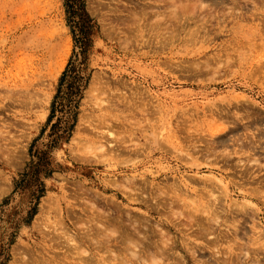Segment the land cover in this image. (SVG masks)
I'll list each match as a JSON object with an SVG mask.
<instances>
[{
	"label": "rangeland",
	"instance_id": "obj_1",
	"mask_svg": "<svg viewBox=\"0 0 264 264\" xmlns=\"http://www.w3.org/2000/svg\"><path fill=\"white\" fill-rule=\"evenodd\" d=\"M64 3L0 0V264L77 261L84 225L97 211L140 220L124 214V199L155 202L143 192L148 183L171 190L222 177L234 200L242 201L241 190L264 195V0H83L93 24L85 48L75 43ZM218 125L234 128L224 147L211 141ZM177 141L193 158L178 153ZM241 142L262 148L252 155ZM159 198L176 213L159 207L150 215L152 239L163 246L159 235L167 238L174 255L199 245V262L230 253L238 264L240 243L264 235L258 201L243 239L226 224L194 240L202 216L171 193ZM261 237L245 243L250 255L240 264H251L253 248L261 254Z\"/></svg>",
	"mask_w": 264,
	"mask_h": 264
},
{
	"label": "bare ground",
	"instance_id": "obj_2",
	"mask_svg": "<svg viewBox=\"0 0 264 264\" xmlns=\"http://www.w3.org/2000/svg\"><path fill=\"white\" fill-rule=\"evenodd\" d=\"M143 107H144V105L141 106L139 108L140 110L138 109V111H141V109L142 110L143 109L145 110V108H143ZM145 112H146V110H145ZM234 125H236V124H234ZM218 126H220V125H218ZM248 127L246 126V129H248ZM215 128L216 129H214V131H212V130L209 131L210 132L211 141L213 143L215 142L217 144V146H220V147L223 146L224 147L226 145L225 144L226 141L224 140L225 134L226 133L228 134L229 132L230 133L233 132L234 128L232 129L230 127H226L225 125H223V127L220 126L219 128L218 127H215ZM262 132H264V131H262ZM108 135L111 137L112 134L109 133ZM179 144H180V142H178L177 147H176L178 149L177 150L178 153L181 152V151H183V153L185 154V155H182V152H181V155L183 157L184 156L185 157L186 156H190L191 157L190 152H188L187 149L183 148ZM252 144L253 143H251V145ZM254 144L252 146H250V143H248V144L245 143L244 144V143L241 142V144H239L240 147L238 149L240 151H242L245 148H246V151L248 150L247 148H250V150L253 149L252 155H255V153L257 152V150H259L262 147H260L261 145L259 146V144L257 143V145L260 148L256 149L257 148L256 147L257 145L256 144L254 145ZM233 152L234 151H232V153ZM236 153L238 154V151ZM241 153H243V152H241ZM114 155H115V153H114ZM249 155H250V153H249ZM252 155H251V157H252ZM93 156H95V155H93ZM191 158H193V157H191ZM187 159H189V158L187 157ZM258 159H260V158L254 159V156L252 158V160L257 161V162L259 161ZM245 161L248 162L249 160L246 158ZM242 163H244V162H242ZM244 164H246V162ZM241 167H243V169H244L243 172L244 173H249L247 166L244 165V166H241ZM197 176L199 177L200 175H197ZM205 176L206 175H204V177ZM208 177L207 178H204L202 180L201 179L200 180L197 179V183H198L197 185L194 184V183H191V181L194 182V180L190 179L191 181L189 180L190 181L189 184H187L185 182H182L183 183L182 185L175 186L171 190L170 189L165 190L163 187H155L154 189H152L151 183H148V185L146 187H143V192H146L147 193V190L149 189L148 190V197L150 195H152V197H155V198H152V199H155L154 201L156 203L155 202L149 203V202H146V200L141 201V200H138V198H136V197L130 199V198H128L126 196V198L124 199L125 201H127L126 202V205H125L126 207L127 206H129V207L130 206H134V207H137V208H145V211H144L145 214H143L141 212L143 214V216H142V214H139V212H137V211L134 212V210H132V209H134V207H132V209L128 207V209H127L128 211L125 210V208H124V210H125V212L123 211L124 214H126L129 217L130 214L133 213V215L138 216L139 219L141 218V219L145 220L144 223L143 222H140L141 219L140 220H137L138 219L137 217L135 218L136 219L135 222H133V221L132 222H128V220L130 219L131 216L129 218L127 216L125 217V218H128L127 221H125V220H118L119 218L121 219V217H119L118 215H117L118 217L116 216V217L110 218L109 217V213L107 214V212H105V214H107V215H105V214H103V211H100V212L97 211L98 213H96L95 216L93 218H91L93 216V214L91 213L92 211H91L88 216L91 215V217H89V218H91L90 219V222L91 221L92 222L90 224L84 225V226H86V233L84 234V236L85 235L87 236V234L90 232L88 234V237H89V235L91 236V237H89L90 240H89V238L85 239L84 236H83V238L80 237L82 239L79 240L80 241V244L82 246L83 245H86L89 250L87 248H85L86 246L85 247L84 246L83 247L81 246L84 249H79L80 245L77 242L78 240L75 239L76 242L74 243V237L68 238V239H70L69 241H71V242H73L75 244V245L73 244L74 247H76L77 244L79 245L78 246V249L80 251H78L79 256L76 257L75 255H73L74 254V251H72L73 250L72 248H74V247H71L72 250L69 248L71 250V251L70 250L69 251L71 253H73V254H70V255H73L72 257L70 255L69 256L71 258H73L75 256L76 259H77V261L74 262V261H68L67 260L68 262L66 261L65 264H105V263H108V264H154L155 262H157V264H187V262L191 261V259L193 261V264H195V263L196 264H231L233 259H232V255L230 253L227 256H225L228 259L227 258L224 259L223 256H222L223 259H220V258L216 257V255H214V254L212 255L211 254L206 259H204L203 261H200L199 262L198 259H196V256H198V255L199 256H204L202 254V253H204V250L203 249H202L203 252L202 251L201 252L199 251V253H197L198 251L196 249L198 248L199 245L198 246L196 245L197 248L196 247L195 248L194 247L187 248L186 251H185L186 253L188 252L187 254L177 253V255H174V252H176L175 251V246H174V244L172 242H171L170 245H167V243H170V242H167L168 241L167 238H164V237L163 238H160V235H159V240L162 239V241H163L162 243H164L163 246L161 244L157 243L158 242L157 239L154 238L157 242L152 239V237L154 236V231H152V228H151L152 225H150V223H149L150 222V217H151L150 215L153 214V213H159V210H160L159 207L161 209H163V208L166 209V207H167L169 209V212L167 210V212L165 211L166 213H170V214H174V215L176 213V212H174V210H176V209L173 208L174 209L173 210L172 207H171L172 204H173V202L172 203L171 202H167L166 203L167 199H164V201L161 200L162 202H160V198L159 197H160L161 194H164V193L167 194V195L170 194V193L173 194L174 197H175V201L176 202L177 201L178 202H181L182 206L185 209H189L191 211V213H199L202 216V218L199 217V220H195L194 221V218L193 217L191 219V220L194 221V224H195V227H196V232H195L196 234L195 233L193 234L195 236L192 237V239L198 240V237H202V236L205 237L207 235L210 236L209 233L214 232L215 231L214 229H217V227H220L221 225L223 226V225H226V224H229L230 227L233 228L232 231H234V233H233L234 236H236L237 239L238 238L240 239V237L242 236V233H240V232H244L245 231L244 226L247 223V220L248 219L249 220H254L252 218L257 215L256 209L253 208V206H251V204L253 203V201L254 202H257L258 201V203H261V205L263 203V206H264V202H262V200H261V199H264V195H262L263 198L260 197L261 198L260 199V198L256 197V195H255V194H257L256 192L259 189L256 188L257 191L255 190V194H254V193H251V191L253 189H250L249 192L242 191L241 189H240L241 190L240 191V190H238L239 188L236 186L237 191H240L238 193V197L241 198V200H242V201H237V200H234L232 198L233 195L231 194L230 186L228 184H225L224 183L225 181L223 182L222 177H221V179L218 178V177H215L214 179H211V178H208ZM116 184H118V183H116ZM121 184H122V182H121ZM235 184H233V185H235ZM113 185L115 186V184H113ZM126 185H127V183H126ZM239 185H241V183H239ZM130 187H128L127 189H125L126 187H124L123 190H127L128 191V189ZM182 189H184V192H182ZM185 192L188 193V195H186ZM252 192H254V191H252ZM258 192H261V191H258ZM199 193L200 194L202 193L201 194L202 196ZM203 193H204V195H203ZM153 194H154V196H153ZM218 194H221V196H219ZM258 195L261 196V194H258ZM183 196H186V198L184 199ZM203 196H206V197H203ZM86 199L84 200L86 203L85 202L84 203L87 204V202H90L91 204L89 203V205H92L93 206V204H92L93 201L92 202L91 201H87ZM228 199L230 200L229 202H228ZM159 205H161V206H159ZM92 206L87 207L85 205V207H87V209L89 208V210L92 208ZM97 209L100 210L97 207H96V209H93V210L95 211ZM259 209H260V206H259ZM84 210H85V208H84ZM84 210H83V212H84ZM189 210H188V212H189ZM120 211H122V210H120ZM162 212H164V210ZM165 212H164V215L166 214ZM177 212L180 215L182 214L180 211H177ZM162 214L160 216H162ZM111 215H113V214H111ZM88 216H87V218H88ZM163 216H162V218H164V219L160 220L162 223L166 224L167 222H170L171 221L170 218L168 219L169 221L166 219V216L167 215H165L164 217ZM132 217H134V216H132ZM83 220H85V219H83ZM87 220H89V219H87ZM87 220H85V221H87ZM85 221H81V223L82 222H85ZM60 224H62V223H60ZM257 224H259V223H257ZM158 225H159V223H158ZM251 225H252V223H251ZM262 225H263V228L262 229H264V223H262ZM84 226H82V228ZM109 226L110 227L112 226V229L114 228L115 230L110 229V231H108L109 230L108 229ZM257 226H260V225H256L255 226V224H254L253 227H252V229L254 227H257ZM254 229L256 230V228H254ZM242 230H244V231H242ZM259 230H258V232L262 233ZM79 231L77 230L78 233H79ZM112 231L114 233H116V235H114V233L112 235L111 234ZM74 232H76V231H74ZM81 232H83V231L81 230ZM160 232H162V230H160ZM164 232L161 233V234H163L161 236H164ZM64 233H65V235L67 234V232H64ZM68 234H70V233H68ZM80 235L82 236V234H80ZM245 235H247V234H244L243 233V237H245ZM69 236H71V235H68V237ZM250 236H249V238H251ZM259 236L261 237V236H264V235H259ZM259 236L257 237L258 240L255 238V241H254L253 240L254 238L252 236L251 239L253 241L251 240V242H250L248 240L246 242L245 241L242 242L243 244L240 243L241 244V245H239L240 249H238V247H237L236 249H238V252L236 254H233V255H235L234 258L236 260V263L240 264L243 261L246 262V260L248 259V256L250 255L249 252L247 251L248 249L246 250V248L249 246L248 244H250V246H251V244H254V245L257 244L259 242ZM262 238L263 237H261V239ZM241 239H243V238L241 237ZM201 240H203V239H201ZM69 241H68V243H71ZM207 242H209V245H210L213 241L211 239H208ZM211 245L213 246V244H211ZM262 245H264L263 242H262ZM262 245L261 244L258 245L259 246L258 247L259 250H260V247H263L264 248V246H262ZM111 247H112V249H111ZM76 249H77V247H76ZM77 250H75L76 253H77ZM101 250H105L107 252V254H108V256H109L110 259H107L106 260V257L104 256L103 253H102V255L99 254L98 252L101 251ZM198 250H199V248H198ZM252 250H253V252L255 254H254L253 259H251V262L250 263L251 264H264V254H263L264 253V250L261 252V254L258 251V249L257 250L256 249L254 250V248H253ZM210 251H211V249H210ZM232 251H235V249L232 250ZM196 253H197V255H196ZM218 253L219 252H217V255H218ZM188 255H189V257H188ZM174 256H175V258H174ZM66 257H68V255L67 256L65 255V257H63V258L66 259ZM28 259H26V260H28ZM32 259L33 258L30 257L31 262H32ZM46 259H48V258H46ZM46 259H45V261H46ZM49 259H52V258L49 257ZM104 260H106L108 262H105L104 263ZM110 260L113 261V262H110ZM46 262H48V260ZM61 262L62 261H60V263ZM54 263L57 264L56 262H54ZM60 263H58V264H60ZM46 264H48V263H46Z\"/></svg>",
	"mask_w": 264,
	"mask_h": 264
},
{
	"label": "trees",
	"instance_id": "obj_3",
	"mask_svg": "<svg viewBox=\"0 0 264 264\" xmlns=\"http://www.w3.org/2000/svg\"><path fill=\"white\" fill-rule=\"evenodd\" d=\"M67 14V20L71 28V32L75 38V43H78L80 47L85 48L87 45V35L92 29L91 19L88 17L84 9L83 0H64ZM71 71V75L73 72ZM75 70V69H74ZM70 75V76H71ZM77 88V86H74Z\"/></svg>",
	"mask_w": 264,
	"mask_h": 264
}]
</instances>
